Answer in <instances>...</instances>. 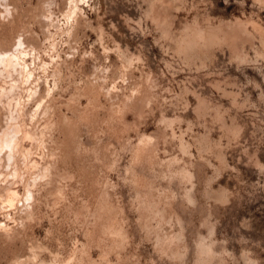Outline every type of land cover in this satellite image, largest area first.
Returning a JSON list of instances; mask_svg holds the SVG:
<instances>
[{
  "label": "rangeland",
  "instance_id": "374dc122",
  "mask_svg": "<svg viewBox=\"0 0 264 264\" xmlns=\"http://www.w3.org/2000/svg\"><path fill=\"white\" fill-rule=\"evenodd\" d=\"M15 45L0 264H264V0H0Z\"/></svg>",
  "mask_w": 264,
  "mask_h": 264
},
{
  "label": "bare ground",
  "instance_id": "6f19581e",
  "mask_svg": "<svg viewBox=\"0 0 264 264\" xmlns=\"http://www.w3.org/2000/svg\"><path fill=\"white\" fill-rule=\"evenodd\" d=\"M75 1V0H74ZM76 4V3H75ZM7 7V6H6ZM7 10H9V9H7ZM9 13V12H8ZM21 38H19L18 39V41L16 42V45H18L17 43L19 42V46L20 47H22L24 44H23V42L24 41H21L20 40ZM21 44H23L22 46H21ZM15 45V46H16ZM14 46V47H15ZM17 47V46H16ZM15 47V48H16ZM23 48V47H22ZM17 50H14V51H1L0 50V69L1 70H3V71H5V72H10V74H12L11 72L15 69V70H18L19 68H20V71L18 72V73H22L23 71H25V68L26 67H28V63H27V60L25 59V57H24V54H26V51L24 50V49H21V48H16ZM28 50V49H27ZM30 52V51H29ZM29 53H27V55H28ZM26 55V56H27ZM27 58H28V56H27ZM31 64V63H30ZM29 67H30V65H29ZM1 70H0V72H1ZM30 70V69H29ZM2 71V72H3ZM31 71V70H30ZM32 72V71H31ZM28 73V72H27ZM8 74V73H7ZM23 74V73H22ZM25 74V73H24ZM20 75V74H19ZM28 75V77H29V74H27ZM2 76H4V75H2ZM27 77V76H26ZM29 79V78H28ZM27 79V80H28ZM40 80V79H39ZM17 81V80H16ZM16 81H14V83L16 82ZM11 83V82H10ZM14 83L12 84V85H14ZM16 84V83H15ZM17 85V84H16ZM16 87V86H15ZM3 91H5L4 90V86H3ZM1 89V90H2ZM6 90H7V92H12L13 93V91H12V89L11 90H8L7 88H6ZM37 90V89H36ZM6 92V91H5ZM5 92H3L2 94H4ZM9 94V93H8ZM7 96V95H6ZM5 96V97H6ZM17 96V95H16ZM1 97V96H0ZM18 98V97H17ZM10 99V98H9ZM14 99V98H13ZM11 100V99H10ZM14 100H16V98L14 99ZM16 101H18V100H16ZM9 103H11V101L9 102ZM13 103H14V101H13ZM17 104H18V102H17ZM10 107V106H9ZM16 107V106H15ZM11 108V107H10ZM9 108V109H10ZM16 109V108H15ZM10 111H12V110H10ZM14 112V111H13ZM11 113V112H10ZM16 116H14L13 114H9V119L7 120V121H5V122H7L5 125V127H4V129L2 128V131L0 130V149H3L2 147H7L8 148V150H7V155H8V157H12V149L14 148L15 149V146L17 145V143H16V140L19 138V136L21 135V133H23L24 135H25V137H26V135H28L29 133H27L28 131L26 130H23L22 128H21V125L23 124V122H21L22 124L20 125L19 124V122L16 120ZM26 118V117H25ZM28 126V125H27ZM30 128V127H29ZM24 132H23V131ZM30 132V131H29ZM30 133H32V132H30ZM30 135V134H29ZM28 137V136H27ZM32 137H33V135H32ZM1 152V151H0ZM5 154V155H6ZM6 155V156H7ZM7 157V158H8ZM1 159V158H0ZM10 159V158H9ZM8 160V159H7ZM9 161V160H8ZM11 161V160H10ZM35 161V160H34ZM15 167V166H14ZM14 170L16 169V168H13ZM17 171V170H16ZM15 171V172H16ZM44 173V172H43ZM16 174V173H15ZM20 175V174H19ZM18 177V176H17ZM33 180V179H32ZM9 187V186H8ZM6 188V187H5ZM27 189V188H26ZM29 189H30V187H29ZM31 191V190H30ZM28 192H29V190H28ZM9 204L11 203V201L10 200H12L14 197H15V195L17 194V191L15 190V189H9ZM25 195H27V192H26V194ZM29 195V194H28ZM31 196H32V193H31ZM30 196V197H31ZM32 198V197H31ZM26 199V198H25Z\"/></svg>",
  "mask_w": 264,
  "mask_h": 264
}]
</instances>
